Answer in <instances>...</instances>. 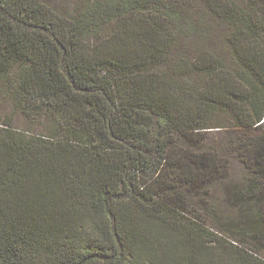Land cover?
Returning <instances> with one entry per match:
<instances>
[{
    "label": "trees",
    "instance_id": "obj_1",
    "mask_svg": "<svg viewBox=\"0 0 264 264\" xmlns=\"http://www.w3.org/2000/svg\"><path fill=\"white\" fill-rule=\"evenodd\" d=\"M189 2L232 28L222 44L238 67L197 54L189 66L207 81L195 109L162 78L142 75L168 49L159 31H180L197 15L182 0H82L70 12L47 0H0V86L21 117L47 130L0 127V264H218L207 249L218 234L161 194L214 178L217 156L191 141L215 128L199 121L206 114L230 111L243 128L264 123V0ZM130 15L132 24L117 26ZM114 26L145 50L127 54L134 65L104 50ZM111 68L125 70L131 87L116 85ZM246 149L264 176V137ZM263 187L240 191L237 204L260 212ZM230 246L244 260L257 257Z\"/></svg>",
    "mask_w": 264,
    "mask_h": 264
},
{
    "label": "rangeland",
    "instance_id": "obj_2",
    "mask_svg": "<svg viewBox=\"0 0 264 264\" xmlns=\"http://www.w3.org/2000/svg\"><path fill=\"white\" fill-rule=\"evenodd\" d=\"M47 1L59 10L70 12L78 7L82 0ZM182 1L188 12L191 11L189 9L192 6L191 12H196L197 15L193 17L192 24L180 31H174L173 28L159 31L163 39L166 38L168 49L166 52L162 51L161 57L155 63H147L143 66L142 75L153 74L157 79L162 78L168 84V90L177 93L173 94L174 96L183 99L184 105L187 104L191 109H195L196 106L192 105V97L204 89L207 81L198 70H193L189 66L191 62L197 63V54L204 55L202 59H208L212 63L219 62L225 70L233 71L238 67L230 49H226L222 44L226 37L232 35V28L213 16L212 11L203 4L199 3L195 6L189 0ZM135 19V16L130 15L121 20L117 26L123 29ZM157 30L159 29L155 31ZM112 33L117 37L104 49L112 54V58L120 59L122 56L127 63L133 64L130 59L144 56L145 50L134 49V43L138 46L135 39L124 32L121 33L115 26ZM165 43L163 41V47ZM127 54L133 57H127ZM171 63L175 64L174 70L173 67L171 68ZM110 70L115 77L116 85H122L124 89L131 87V77L125 70L112 68ZM205 119L215 128L201 131L191 141H197L194 149L208 151L217 156L219 168L214 172V178L203 185L175 182L173 187L176 188L165 192L166 194L162 193L161 197H171L174 200L170 203L172 206L203 222L218 234L222 241L207 246L209 256L217 259L216 263L264 264V206L260 212H257L254 208L238 205L235 200L240 191L252 185L259 188V184L262 183L264 186V176L250 168L251 161L245 156L248 144L264 137V123L260 129L243 128L235 124V117L230 111L223 113L221 109L213 110L212 115L206 114L199 121ZM45 125L43 120L21 117L9 90L0 86V127L13 129L29 136H42L47 135ZM179 140L182 143L190 142L188 138L180 137ZM165 217L176 224L189 223L188 218L179 213L166 214ZM235 244L243 252L255 254L257 257L254 259L257 258V261L251 260L250 256L245 260L238 256L230 246Z\"/></svg>",
    "mask_w": 264,
    "mask_h": 264
}]
</instances>
